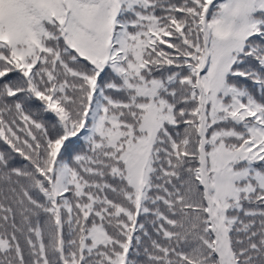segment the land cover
<instances>
[{
    "label": "snow or ice",
    "instance_id": "snow-or-ice-1",
    "mask_svg": "<svg viewBox=\"0 0 264 264\" xmlns=\"http://www.w3.org/2000/svg\"><path fill=\"white\" fill-rule=\"evenodd\" d=\"M0 264H264V0H0Z\"/></svg>",
    "mask_w": 264,
    "mask_h": 264
}]
</instances>
